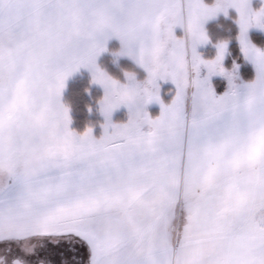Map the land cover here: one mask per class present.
<instances>
[{
	"label": "snow or ice",
	"instance_id": "1",
	"mask_svg": "<svg viewBox=\"0 0 264 264\" xmlns=\"http://www.w3.org/2000/svg\"><path fill=\"white\" fill-rule=\"evenodd\" d=\"M230 8L255 68L243 85L223 67L227 41L211 60L196 51ZM250 28L264 30V7L249 0H0V241L61 246L25 264H264V50ZM112 38L142 83L97 64ZM81 68L105 91L99 138L71 130L62 102ZM158 81L175 86L169 103ZM121 106L129 119L113 123Z\"/></svg>",
	"mask_w": 264,
	"mask_h": 264
},
{
	"label": "rangeland",
	"instance_id": "2",
	"mask_svg": "<svg viewBox=\"0 0 264 264\" xmlns=\"http://www.w3.org/2000/svg\"><path fill=\"white\" fill-rule=\"evenodd\" d=\"M203 2L206 5L211 6L215 2V0H203ZM249 7L251 8L252 11H258L260 8L264 7V0H249ZM232 15H234V16H232ZM221 18H224L226 20L234 18V20H235L234 24L236 25V28H237V36L236 37H238L239 31H240L239 30V26L236 23V21L238 19V13L233 8L228 9L227 16H225L224 13L221 12L215 18L206 21L204 23L205 31H206V26L208 24H210L212 22H216V21H218ZM175 31H176V35L178 37H182L184 35L183 29L177 28ZM206 33H207V31H206ZM226 33H228V31ZM255 33L264 36V30H261V29H258V28H250L249 31H248V39H249V41L255 47L259 48L258 46H256L253 43V40H252V35L255 34ZM207 35H208V33H207ZM237 42L239 43L238 39H237ZM229 46H230V42H228V47H227V51H226V54H225V58H224V60L222 62L223 67L226 70L231 71L233 69L234 64L237 66L236 75L238 76V79L234 81L237 85H243V84H246V83L250 82V81H246L241 75V71H242V68H243L242 64L237 63L235 60H231L232 62H230V64L228 65V58L230 57ZM106 47H107L108 51L102 53L97 58V64L103 70H105L110 76L120 80L121 82H125L124 71L123 70H128V71H132V72H134L136 74V80L137 81L142 82L143 80L146 79L147 73L142 68L138 67L131 59H129L128 57H119V58H117L116 56L113 55L114 52H118L120 50V48H121V44H120V41L118 39L115 38V39L109 40L107 42ZM259 49L264 50V48H259ZM196 51L201 56V58L205 59V60L214 59L215 56L217 55V49H216V47L214 45L211 44V42L206 44V45L198 46ZM240 52H241V59H242L243 64L249 65V67H251L253 69V74H254L253 78H255V68H254L253 64L250 61H248V60H246L244 58L243 53L241 51V48H240ZM114 70L117 72V75L114 74V72H113ZM206 75H207V70L202 68L201 69V73H200L201 78H203ZM85 77L89 78L91 87L101 94V97H100L99 101L103 98V96L105 95L104 89L100 85H96V84L91 83V80H92L91 73L87 69L81 68L78 72L74 73L66 81V87H65V90L62 93V102L64 104H66L65 103V96H66V94L68 92L69 85L72 82H74L75 80H77L78 78H85ZM216 81H221V83L223 84V91H222L221 94L218 93L217 88L214 86V83ZM158 83H159V86H160L161 100L164 103H169L172 100V98H173V96L175 94V86L170 81H158ZM210 83L213 86V89H214V91H215L217 96H219V94L222 95L228 89V81H227V79L225 77H222V76H219V75L212 76L210 78ZM97 106H98L99 117L101 118V121H102V124H103L105 121H104L103 115L99 111V103L97 104ZM146 111L150 114V116L152 118H155V117L159 116V114H160V111H161L160 105L157 104V103L149 104V105H147ZM91 112H93V111L91 110ZM69 115H70V118H71V124H70L69 127H70L71 130L75 131L73 129L74 121H73V118H72L71 108H70ZM111 119H112L113 123H126L128 121V119H129L128 109L126 107H124V106H121L118 110L113 112ZM99 128H100L99 129L100 130L99 133H100V136H101L103 134V128L101 126ZM97 131H98V129L93 128V135L95 137H97L96 136L97 135ZM97 138H99V137H97ZM24 243H25V241H16V240L1 241L0 250H5V249L9 250L10 249L17 256H20L18 258H20L22 260H23V258L24 259H28V260H35L37 257H39L41 259H43L45 257L46 251L45 250L41 251L39 249L40 247H37V245L38 246L40 245V243H38L37 240L33 239L31 241H28L29 244H24ZM31 244H37V245H31ZM32 247H35V249H36L35 250V255L31 256V257H24L23 253L21 252V249H28V248H32Z\"/></svg>",
	"mask_w": 264,
	"mask_h": 264
},
{
	"label": "trees",
	"instance_id": "3",
	"mask_svg": "<svg viewBox=\"0 0 264 264\" xmlns=\"http://www.w3.org/2000/svg\"><path fill=\"white\" fill-rule=\"evenodd\" d=\"M234 21V18L229 20L221 18L216 22L208 24L206 26V31L212 45H216L221 41L230 42L228 65L232 62L231 60H235L237 63L242 64V77L246 81H252L254 79L253 69L242 62L240 45L236 39L237 28ZM227 31L228 33H226ZM252 40L256 46L264 48V36L255 33L252 35ZM113 72L117 75L115 70ZM214 86L217 88L218 93L221 94L223 91V84L221 81H216ZM100 97L101 94L91 87L89 78L87 77L78 78L69 85L68 92L65 96V103L71 108L74 121L73 129L77 133H83L87 127L91 126L98 129L96 136L100 137L99 127L102 121L99 117L97 106ZM91 110L93 112H91Z\"/></svg>",
	"mask_w": 264,
	"mask_h": 264
},
{
	"label": "clouds",
	"instance_id": "4",
	"mask_svg": "<svg viewBox=\"0 0 264 264\" xmlns=\"http://www.w3.org/2000/svg\"><path fill=\"white\" fill-rule=\"evenodd\" d=\"M117 58H119V57H117ZM123 71H124V73H127L130 78H133V79L136 78V74L134 72L128 71V70H123ZM226 71H228V70H226ZM114 79H116V78H114ZM140 83H142V82H140ZM22 251H25L26 255H32V254L35 253V247L28 248V249H22ZM3 259H5V258L0 257V260H3ZM12 264H25V262L22 259H20V258H16V260H14L12 262Z\"/></svg>",
	"mask_w": 264,
	"mask_h": 264
},
{
	"label": "crops",
	"instance_id": "5",
	"mask_svg": "<svg viewBox=\"0 0 264 264\" xmlns=\"http://www.w3.org/2000/svg\"><path fill=\"white\" fill-rule=\"evenodd\" d=\"M112 39H115V38H112ZM224 94V93H223ZM220 95V94H219ZM37 242L38 243H40V245L41 244H43L44 246H46V249H50V250H52V251H60V250H62L61 249V246L60 245H55V244H51V243H49L48 241H38L37 240ZM0 243H1V241H0ZM42 246V245H41ZM39 247V246H38ZM6 250V249H5ZM81 252L82 253H84V249H81ZM53 259H55L57 262L59 261V257H54Z\"/></svg>",
	"mask_w": 264,
	"mask_h": 264
},
{
	"label": "flooded vegetation",
	"instance_id": "6",
	"mask_svg": "<svg viewBox=\"0 0 264 264\" xmlns=\"http://www.w3.org/2000/svg\"><path fill=\"white\" fill-rule=\"evenodd\" d=\"M41 251H44V249H42L41 247L39 248ZM5 259L0 260V264H10V258L7 259L6 257H3Z\"/></svg>",
	"mask_w": 264,
	"mask_h": 264
}]
</instances>
